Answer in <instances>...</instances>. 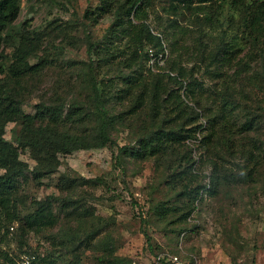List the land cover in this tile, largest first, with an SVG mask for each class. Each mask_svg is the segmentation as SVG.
Wrapping results in <instances>:
<instances>
[{
  "label": "trees",
  "instance_id": "1",
  "mask_svg": "<svg viewBox=\"0 0 264 264\" xmlns=\"http://www.w3.org/2000/svg\"><path fill=\"white\" fill-rule=\"evenodd\" d=\"M99 1L96 11L100 15L111 12V7L115 6L106 38L109 45L113 38L124 41L121 53L128 57L122 61L120 76L98 80L96 68L89 59L81 81L88 89V95L77 99L74 96L61 98L60 93L49 102L35 104L33 115L26 114L22 109L25 101L23 91L26 83L39 74L45 60L37 55L38 47L34 43L37 40L28 41L23 37L7 69L9 81L15 84L14 90L4 79H0V234L1 237L7 236L11 227L14 231L11 224L16 223V236L20 238V243L30 232L50 231L47 238L51 246L73 254L77 263L83 254V246L92 251L101 248V255L92 257L98 264H132L128 257L117 255L109 241L92 243L99 232L89 221L94 218V211L91 207H82V198L74 199L69 195L79 185H91L99 179L60 173L56 183L59 194L30 200L31 208L25 214L20 209L29 206L23 195L24 185L29 180L37 186L41 185L44 179L59 173V156L108 146L115 148V163L119 165L126 160L140 162L148 159H153L157 165L165 164L168 169L166 184L170 188H180L175 191L179 205L168 207L156 216L163 219L170 211H179L180 207L182 209L176 220L185 223L194 212L196 202L203 200L204 194L214 197L219 188L227 185L257 184L258 176L264 169V144L259 137L264 135V0H221L216 8L211 5L216 0H197L198 5L194 6L193 0H172L175 3L166 10L167 16L190 11L198 16L201 26H213L218 16L222 15L225 3L238 14L237 21L230 17L227 19L237 25L233 34L227 36L228 32L222 31L219 42L212 47L207 48L200 42L204 31H197L196 39L202 47L200 61L204 64L203 72L219 79V90L212 89L217 106H210L203 114L208 126L206 135L200 140L204 153L197 159L192 156L186 141L203 126L200 123L201 114L190 105L193 101L200 106V100H209L203 96V91L194 94L193 87L200 85L201 88L202 79L194 78L193 71L186 72L175 60L169 63V73L151 75L150 79L136 69L142 60L149 57V53L154 57L163 56V41L168 37L166 30L174 25L157 33L151 30L147 20L151 0ZM115 1L117 3L114 4ZM18 13V0H0V42L4 30ZM139 13L141 17L137 16ZM89 14L95 21V11ZM132 14L140 20L138 24L133 22ZM84 16L87 18V11ZM169 22L176 24L177 21L171 19ZM238 37L249 45L242 56L233 41ZM87 45V52L91 54L94 43L89 36ZM57 49L62 51L61 47ZM104 49L109 51L107 47ZM30 58H36L37 62L30 64ZM171 72L175 73L174 76L170 75ZM253 103L256 105L253 106ZM117 106H124L123 111L116 110ZM239 116L242 119L237 124ZM10 122L21 126L15 139L17 146L3 137L5 125ZM89 123L93 125L92 129H88ZM126 128L133 135L132 142L119 146L116 136ZM19 149L28 150L35 161L32 168L19 159ZM205 169L209 172L206 173ZM206 178L208 182L204 183ZM131 204L136 206L134 201ZM60 214L65 218L64 224L60 222ZM75 221L77 226L69 227ZM85 222L92 226L84 231L82 223ZM97 244L100 246L97 247ZM20 253L34 254L43 264L46 261L52 263L47 260L50 256H42L29 246ZM187 256L183 255L190 259ZM0 260L1 264H16L15 257L1 249Z\"/></svg>",
  "mask_w": 264,
  "mask_h": 264
},
{
  "label": "rangeland",
  "instance_id": "2",
  "mask_svg": "<svg viewBox=\"0 0 264 264\" xmlns=\"http://www.w3.org/2000/svg\"><path fill=\"white\" fill-rule=\"evenodd\" d=\"M18 3V16L6 27L0 42V79H4L11 90H14L15 84L11 83L7 76V69L13 61V52L23 37L28 41L36 39L34 43H37V55L45 61L39 74L26 83V89L23 91L25 93L22 98L25 101L22 103V109L26 114L33 115L36 111L35 104L49 102L60 93L61 98L74 96L77 99L88 95V89H85L81 81L89 59L96 68L98 80L120 76L122 61L128 57L127 54L121 53L125 47L124 41L113 38L112 44L109 45L106 38L115 6L111 7V12L100 15L99 11H96L99 0H18ZM172 3L175 2L150 1L147 20L151 30L157 33L164 27L174 26L166 30L168 37L163 41V56L154 57L149 53V57L142 60L136 69L143 77L150 79L151 75L169 73V63L175 60L186 72L193 71L194 78L202 79L201 88L200 85L193 87L194 94L198 95L203 91V96L209 100H200V106L193 101L190 105L201 114L200 123L203 126L196 130L194 137L186 141L192 156L197 159L204 153L200 140L206 135L208 126L203 114L205 115V110L210 106H217L214 100L216 95L212 89L215 87L219 90V79L203 72L204 64L200 61L202 47L196 39L197 31H204L200 42L207 48L212 47L214 43L219 42L222 31L228 32L227 36L233 34L237 25L227 19L230 17L237 21L238 14L225 3L222 15L218 16L213 26H201L198 16L190 11H183L177 16H167L166 10ZM221 3V0H216L211 5L216 8ZM194 5H198L197 0L192 1V6ZM86 11L87 18L84 16ZM92 11L96 13L95 21L91 20L89 14ZM137 16L141 17V13ZM131 18L135 24L140 22L133 14ZM171 19H176V24H170ZM87 36L94 43L91 54L87 52ZM233 41L237 45L239 55L242 56L248 51L249 45L240 37ZM58 47H61L62 51H59ZM106 47L109 51L104 49ZM36 62V58L29 59L30 64ZM174 74L171 72L170 75ZM173 87L176 89V86ZM255 105L256 103H253V106ZM123 108L124 106H117L116 110L123 111ZM241 119L240 116L236 118V123H240ZM87 127L92 129L93 125L89 123ZM20 129L19 123H7L3 135L5 141L17 146L15 139L20 134ZM259 137L264 144V135ZM132 139L129 128L120 131L116 136L119 146L131 143ZM212 157L217 159L216 156ZM19 159L26 162L30 168L35 165L28 150L19 149ZM59 159V173L44 179L38 186L30 180L26 182L23 195L28 200L27 204L32 199L58 195L56 183L60 173L67 172L71 177L99 179V183L79 185L69 195L74 199L82 198V207H91L94 211V218L89 221L94 224L93 229L97 228L99 232L92 243L109 241L115 248L114 252L119 256L128 257L132 264H153L156 253L170 250L180 255H188L187 257L197 260L199 264H264V169L255 185L232 184L219 188L214 197L204 194L203 200L196 202L194 212L183 223L176 220L182 209L180 207L179 211H170L163 219L157 217L168 207L179 205L175 191L180 188H170L166 184L168 169L165 164L157 165L156 161L148 159L140 162L126 160L127 164L125 162L119 165L115 163V148L108 146L75 151L64 157L59 156ZM205 172H209V169H205ZM207 182L208 178L204 180V183ZM132 201L136 202V206L131 204ZM156 207L158 208L155 214ZM30 208L29 204L28 207L20 209L25 214ZM54 210L58 213L56 207ZM60 222H66L61 214ZM76 223L75 221L69 224V227L75 228ZM82 224L84 231L92 226L89 222ZM11 225L14 231L10 230L7 236L3 237L2 233L0 234V249L7 251L16 261L21 256L20 251L28 249L29 246L42 256H50L47 260L50 259L52 263L46 261L44 264H98L92 257L101 255V248L92 251L91 248L85 249L82 246L83 254L77 263L73 254L55 250L51 246L47 238L50 231L38 234L30 232L26 235V240L20 243V238L16 236L18 225Z\"/></svg>",
  "mask_w": 264,
  "mask_h": 264
},
{
  "label": "built area",
  "instance_id": "3",
  "mask_svg": "<svg viewBox=\"0 0 264 264\" xmlns=\"http://www.w3.org/2000/svg\"><path fill=\"white\" fill-rule=\"evenodd\" d=\"M12 231L13 228L11 227ZM154 264H199L197 260H190L184 258L178 253H171L168 251L156 253L154 255ZM16 264H43L34 254H22Z\"/></svg>",
  "mask_w": 264,
  "mask_h": 264
}]
</instances>
